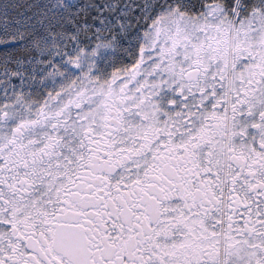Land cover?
I'll list each match as a JSON object with an SVG mask.
<instances>
[{
  "label": "snow or ice",
  "instance_id": "obj_1",
  "mask_svg": "<svg viewBox=\"0 0 264 264\" xmlns=\"http://www.w3.org/2000/svg\"><path fill=\"white\" fill-rule=\"evenodd\" d=\"M0 264H264V0H0Z\"/></svg>",
  "mask_w": 264,
  "mask_h": 264
}]
</instances>
